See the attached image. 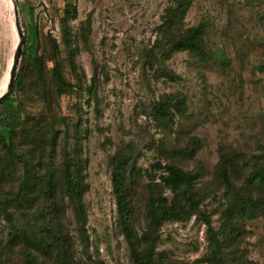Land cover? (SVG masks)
<instances>
[{"label":"rangeland","instance_id":"374dc122","mask_svg":"<svg viewBox=\"0 0 264 264\" xmlns=\"http://www.w3.org/2000/svg\"><path fill=\"white\" fill-rule=\"evenodd\" d=\"M14 1L24 44L12 91L0 104V264L30 259L11 243L4 209L28 236L47 216L36 192L31 213L13 211L10 198L23 169L8 159L10 150L22 153L42 181L53 182L58 209L51 225L67 243L56 255L36 253L33 264H64V252L70 264H135L112 187L117 156L128 159L136 242L147 224L150 197L184 198L159 183L163 172L156 165L173 163L197 174L185 197L201 199L199 210L221 240L225 264H264V215L246 212L229 222L225 210L232 192L218 171L224 155L235 154L241 166L264 160V0H183L185 9L170 29L163 22L177 7L173 0ZM10 25L0 0V89L17 45ZM197 26L200 55L171 50L184 30ZM56 60L73 86L62 93L52 75ZM158 107L166 109L164 117ZM65 159L85 186L83 221L65 193ZM246 172L231 181L239 183L237 176ZM149 238L141 246L154 243L157 264H207L212 251L195 216L164 222Z\"/></svg>","mask_w":264,"mask_h":264},{"label":"trees","instance_id":"16d2710c","mask_svg":"<svg viewBox=\"0 0 264 264\" xmlns=\"http://www.w3.org/2000/svg\"><path fill=\"white\" fill-rule=\"evenodd\" d=\"M182 1L183 0H173V2L177 4V7L170 8L167 11L163 22L167 29H170L178 22L180 11L185 9V4ZM29 13H32V8L29 9ZM201 35L202 31L200 27L188 28L184 30L172 44L171 50L175 52L187 50L196 55H200L202 53ZM36 36L37 27L34 25L31 42L36 40ZM51 44L56 56L57 45L54 40H52ZM52 75L59 93L73 87L64 80L61 65L57 60L53 64ZM180 102L181 100H178L177 104L180 105ZM156 112L158 115H161V117L167 114L164 107H158ZM29 131L32 133L34 130L29 129ZM8 159L12 162L14 160L20 162L23 169L18 189L10 198V203L14 209L13 211L20 212L23 210L27 213H31L32 205H30V202L32 201L33 193L36 192L39 193V200L45 203L44 210L48 216H45L42 222L40 221V226H38L34 232L29 233L32 236H28L25 234L23 228H16V226L13 225V214L8 213L7 210L4 209L3 218L11 226V243H15L16 245L19 244L18 248L21 254L30 258L28 259L29 264L35 263L36 253L56 255V252L59 250L66 251L67 243L60 236L54 234V228L51 225L50 217H54V213H56L58 209L53 197V182L51 180L42 181V174L36 171L27 159L23 158L22 153L10 150L8 152ZM237 159L238 156L235 154L224 155L218 165L220 178L232 192L230 204L225 210V216L228 217L229 222L231 218L242 217L246 212L253 213L258 211V213L264 215V160L260 161L255 158L253 163H242V167ZM239 159L242 161L241 158ZM127 165L128 159L124 156L115 157L111 167V179L117 203L118 219L120 226L125 230L135 264H157V261L154 259V243H150L148 246H141L142 243L147 244L152 241L149 238L150 234L155 232L156 228L164 222H182L190 219L192 216H195L205 225L208 240L212 246L207 264H225V259L222 256L221 240L215 234L209 216L199 210L201 199L194 195L185 197L193 188L197 180V174L195 172L183 171L173 163L164 164L162 166L160 164L156 165V168L158 167V169H161L163 172L159 177V183L172 192H183L184 198L182 202L177 199H173L169 202L162 196L150 197L146 204L147 224L145 230L140 238L141 241H135L130 232L131 226L129 220L131 206L129 190L125 180ZM246 170H249V172H246L247 174L244 177L237 176V182L239 183L231 181L230 178L232 175H237ZM62 180L64 182L66 196L70 204L73 205L72 209L76 217L83 221L84 209L82 205V193L85 186L82 184L74 166L66 159L62 165ZM253 193L261 195L263 198L260 201H255L252 198ZM11 243L10 245L14 247ZM65 253L66 252H64V254ZM64 254L62 255V261L64 264H70Z\"/></svg>","mask_w":264,"mask_h":264},{"label":"water","instance_id":"95a60500","mask_svg":"<svg viewBox=\"0 0 264 264\" xmlns=\"http://www.w3.org/2000/svg\"><path fill=\"white\" fill-rule=\"evenodd\" d=\"M13 1V11H14V26L17 32V36H18V40H17V45H16V49L14 52V56H13V61H12V65L9 71V75H8V82H7V86H6V90L5 92L0 96V104L3 102V100L11 93L13 85H14V81H15V76H16V68L19 62V59L21 57V48L24 44V35L21 31V26L19 23V18H18V13H17V7L15 4V1Z\"/></svg>","mask_w":264,"mask_h":264},{"label":"bare ground","instance_id":"6f19581e","mask_svg":"<svg viewBox=\"0 0 264 264\" xmlns=\"http://www.w3.org/2000/svg\"><path fill=\"white\" fill-rule=\"evenodd\" d=\"M4 3H5L7 13L10 17V22H11L10 28L12 30V35L14 36V43L16 44L17 40H18V36H17V32H16V29L14 26L15 17H14V11H13V1L12 0H4ZM7 82H8V77H7L5 85L0 89V96L5 92Z\"/></svg>","mask_w":264,"mask_h":264}]
</instances>
